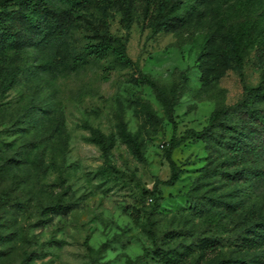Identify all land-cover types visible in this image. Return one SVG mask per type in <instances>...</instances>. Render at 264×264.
<instances>
[{
  "label": "rangeland",
  "instance_id": "obj_1",
  "mask_svg": "<svg viewBox=\"0 0 264 264\" xmlns=\"http://www.w3.org/2000/svg\"><path fill=\"white\" fill-rule=\"evenodd\" d=\"M47 2L0 43V264H264V0Z\"/></svg>",
  "mask_w": 264,
  "mask_h": 264
},
{
  "label": "trees",
  "instance_id": "obj_2",
  "mask_svg": "<svg viewBox=\"0 0 264 264\" xmlns=\"http://www.w3.org/2000/svg\"><path fill=\"white\" fill-rule=\"evenodd\" d=\"M4 3H7L9 1H13L16 4L15 8H11L9 10L7 9H1L0 10V43L1 42H11L15 45H18L22 42V38L24 34L32 33L35 29V26L31 22V13L32 12H41L46 15H48L53 21L60 22L59 15L55 12L52 6L49 5L47 0H2ZM147 7L150 4L158 5L159 0H145ZM40 27V24L37 28ZM117 47H119V59L121 63H127L130 61L128 56L126 55L124 51V44L120 41L117 43ZM233 53L236 55V66L240 70L242 64V56L240 55L242 46H241V39L235 38L233 40L232 44ZM107 49L106 46L101 47L99 45L96 46V51L102 52ZM239 74L241 72L239 71ZM13 77V76H12ZM12 80V78L7 79ZM137 82L140 83H147L153 87H156V83L149 77L147 74H140L135 78ZM245 91L252 92L253 95H264V85L257 86V87H247L244 86ZM162 92V90H160ZM249 94L245 95V99L248 97ZM247 101V100H246ZM222 109H216L213 111L211 116L208 120V125L205 126L201 131H193L191 130V134L196 135L197 137H200L199 135L203 134L204 132H207L210 129L211 124L214 122L216 116L221 113L222 111H225V108ZM245 122H243V128H246ZM253 125L251 124L248 128L250 129V132L252 131ZM187 132H190L187 131ZM121 134L128 140L132 141L133 138L131 135L125 130V126L122 125L121 128ZM182 139L184 137H181ZM100 140H104V135H99ZM178 144V141H175L173 138L172 143L170 144L169 148L166 150V156L168 159H170V154L172 149ZM169 167L171 168L170 176L167 180L160 181L163 184L172 185L177 179H178V170L176 168L175 163L172 160H169ZM159 198H157L158 203ZM150 235L152 239L156 238V234L154 231L150 230Z\"/></svg>",
  "mask_w": 264,
  "mask_h": 264
}]
</instances>
